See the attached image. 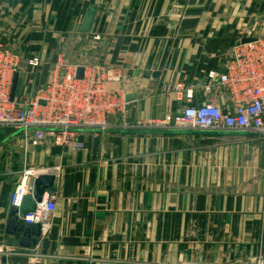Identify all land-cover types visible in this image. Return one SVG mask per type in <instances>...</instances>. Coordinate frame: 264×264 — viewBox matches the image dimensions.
<instances>
[{
	"label": "crops",
	"instance_id": "0c3cea01",
	"mask_svg": "<svg viewBox=\"0 0 264 264\" xmlns=\"http://www.w3.org/2000/svg\"><path fill=\"white\" fill-rule=\"evenodd\" d=\"M90 6L96 18L82 33ZM256 37L264 38V0H0V42L21 58L16 101L56 76L63 52L79 65L120 70L122 81L111 86L125 102L106 129L74 131L78 147L34 143L32 134L0 127L6 264L264 260V136L144 125L187 105L234 112L229 90L210 74L223 73L234 47ZM28 170L31 187L39 175L56 176L44 197L54 194L56 209L32 249L6 232L11 195Z\"/></svg>",
	"mask_w": 264,
	"mask_h": 264
},
{
	"label": "built area",
	"instance_id": "2783aa9c",
	"mask_svg": "<svg viewBox=\"0 0 264 264\" xmlns=\"http://www.w3.org/2000/svg\"><path fill=\"white\" fill-rule=\"evenodd\" d=\"M20 61L17 52L0 42V127L32 134L34 143L49 140L57 146L78 147L81 143L73 139L74 131L106 129L107 116L122 110L125 104L120 91L111 86L122 81L120 70L102 64L79 65L63 52L55 62L56 76L40 86L35 96L19 102L12 100L14 74ZM29 64L38 66L39 59L33 58ZM80 68L84 69L82 78L78 77ZM210 77L229 90L234 112H225L212 102L187 105L177 115L144 125L162 130L234 131L264 136V38L237 44L225 71L218 76L212 73ZM206 89L211 90V86ZM185 97L191 102L193 94L187 92ZM32 174V170L25 172L24 180L11 195V207L21 208L25 196L32 192L33 186L27 182ZM55 199L54 194H49L35 211L22 218L23 222L41 223L44 232L51 224ZM0 264H3L1 254Z\"/></svg>",
	"mask_w": 264,
	"mask_h": 264
},
{
	"label": "water",
	"instance_id": "95a60500",
	"mask_svg": "<svg viewBox=\"0 0 264 264\" xmlns=\"http://www.w3.org/2000/svg\"><path fill=\"white\" fill-rule=\"evenodd\" d=\"M97 14L96 6H90L84 21L81 26L82 33H89L92 30L95 18ZM255 38H248L243 40V42L253 41ZM84 69L80 68L78 72V77L82 78ZM18 85V75H15L12 86L11 99L14 100L16 89ZM135 94H128L126 96L127 101H132L136 99ZM45 103V102H41ZM56 176L53 174H42L39 175L33 184L32 192L28 193L23 201L21 208L11 207L9 218L7 221L6 232L9 235L15 237V242L18 247L32 249L35 248L43 234L41 223H32L26 225L22 218L30 212L35 211L38 203H41L45 197L46 192H50L54 186ZM3 264H6V259H3Z\"/></svg>",
	"mask_w": 264,
	"mask_h": 264
},
{
	"label": "rangeland",
	"instance_id": "374dc122",
	"mask_svg": "<svg viewBox=\"0 0 264 264\" xmlns=\"http://www.w3.org/2000/svg\"><path fill=\"white\" fill-rule=\"evenodd\" d=\"M180 93V91H178ZM264 263V260L262 258L257 259V264H262Z\"/></svg>",
	"mask_w": 264,
	"mask_h": 264
}]
</instances>
